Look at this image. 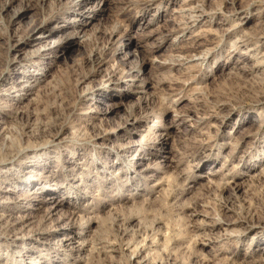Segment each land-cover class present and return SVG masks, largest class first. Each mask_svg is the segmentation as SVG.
Returning <instances> with one entry per match:
<instances>
[{"label": "rangeland", "instance_id": "obj_1", "mask_svg": "<svg viewBox=\"0 0 264 264\" xmlns=\"http://www.w3.org/2000/svg\"><path fill=\"white\" fill-rule=\"evenodd\" d=\"M90 1L0 0V264H264V0Z\"/></svg>", "mask_w": 264, "mask_h": 264}, {"label": "bare ground", "instance_id": "obj_2", "mask_svg": "<svg viewBox=\"0 0 264 264\" xmlns=\"http://www.w3.org/2000/svg\"><path fill=\"white\" fill-rule=\"evenodd\" d=\"M86 1V3H90L91 1L90 0H85ZM93 1V0H92ZM40 34V33H39ZM54 41V40H53ZM56 41V40H55ZM59 41V40H58ZM50 46V45H49ZM18 50V49H17ZM63 129V128H62ZM63 139V138H62ZM63 141V140H62ZM57 142H58V139H57ZM60 144V143H59ZM122 156V155H121ZM29 206H26V208H28ZM66 240H68V239H66Z\"/></svg>", "mask_w": 264, "mask_h": 264}]
</instances>
